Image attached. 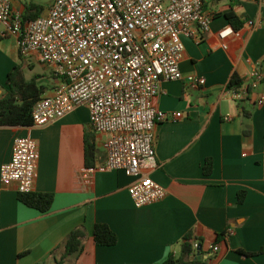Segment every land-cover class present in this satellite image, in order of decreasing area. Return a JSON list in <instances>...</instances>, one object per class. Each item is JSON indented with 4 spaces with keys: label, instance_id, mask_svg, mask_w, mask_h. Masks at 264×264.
<instances>
[{
    "label": "crops",
    "instance_id": "1",
    "mask_svg": "<svg viewBox=\"0 0 264 264\" xmlns=\"http://www.w3.org/2000/svg\"><path fill=\"white\" fill-rule=\"evenodd\" d=\"M51 2L44 7L11 0V7L24 16L30 5L28 16L38 8L42 15ZM205 10L211 20L201 40L181 37L182 78L161 81L153 98L166 114L181 113L155 126L158 166L149 176L165 189L160 200L136 207L127 191L132 177L102 168L104 136L93 131L84 106L42 126L0 125V167L11 157L15 136L33 138L38 145L33 192L53 197L42 212L18 199L14 183L0 182V264H56L77 227L85 231L82 249L64 256L62 264H166L187 233L203 250L204 262L198 264H264V101L256 104L264 79L249 99L236 102L227 94L232 75L242 81L256 64L264 72V0H208ZM230 11L236 29L225 17ZM227 26L238 34L222 40L218 32ZM33 62L43 69L34 75L48 86L41 97L51 95L61 81L52 66L34 53L21 56L16 37L0 35V94L12 67L20 66L24 76ZM190 76L205 82L190 86ZM86 140L94 145L88 161ZM206 159L212 162L208 174ZM96 223L115 233V244L94 242Z\"/></svg>",
    "mask_w": 264,
    "mask_h": 264
},
{
    "label": "built area",
    "instance_id": "2",
    "mask_svg": "<svg viewBox=\"0 0 264 264\" xmlns=\"http://www.w3.org/2000/svg\"><path fill=\"white\" fill-rule=\"evenodd\" d=\"M207 1L52 0L46 13L25 19L12 10L11 0H0V35L15 36L21 56L36 54L61 79L51 95L35 103L32 125L42 126L86 107L93 131L104 136L102 168L132 177L127 191L136 207L165 194L149 176L158 166L155 126L181 113L166 114L153 98L161 81L182 78L181 37L199 42L209 30ZM230 34L238 33L230 26L218 32L222 40ZM263 79L256 64L239 85L227 88V94L236 102L249 99ZM204 82L200 76L188 78L190 86ZM263 101L264 95H259L256 104ZM37 161V142L15 136L11 157L0 167L1 184L14 183L18 193L33 191ZM192 248L196 254L200 243L193 241ZM217 249V244L210 246L211 252Z\"/></svg>",
    "mask_w": 264,
    "mask_h": 264
},
{
    "label": "trees",
    "instance_id": "3",
    "mask_svg": "<svg viewBox=\"0 0 264 264\" xmlns=\"http://www.w3.org/2000/svg\"><path fill=\"white\" fill-rule=\"evenodd\" d=\"M29 8L30 5H27L26 14L23 16L25 19L39 16L41 8H38V13L33 16H28V12L30 11ZM225 17L233 24L235 29L238 27V25L234 24L236 17L232 11L227 12ZM240 83L241 79L237 75H232L227 83V88L237 86ZM5 84L7 87L0 94V125H32L31 111L48 86L39 83L38 76L36 75L26 79L22 74L20 66L12 67L7 74ZM85 154L87 161L94 155V145L88 140L85 142ZM87 165L90 164L87 163ZM211 169V159H206L203 172L208 174L211 172ZM52 198V194L47 192L31 191L27 193H18V199L22 203L42 212L50 208ZM84 237L85 231L82 227L73 229L64 240V253L63 256L56 260V264H62L64 256L79 252L82 249ZM93 240L98 245H113L117 238L115 233L105 223H96L93 228ZM192 242L193 241L190 240V234L187 233L181 242L178 255L176 257L174 255H169L165 263L198 264L204 262V260L201 259L203 253L201 245L197 256L193 253ZM190 256H192L191 259L189 258Z\"/></svg>",
    "mask_w": 264,
    "mask_h": 264
},
{
    "label": "rangeland",
    "instance_id": "4",
    "mask_svg": "<svg viewBox=\"0 0 264 264\" xmlns=\"http://www.w3.org/2000/svg\"><path fill=\"white\" fill-rule=\"evenodd\" d=\"M32 1H34L35 3L41 4L44 7L50 2V0H32ZM42 71H43L42 66L38 62H33L32 68H28L27 66H25L23 69L25 78H30L35 73L42 72Z\"/></svg>",
    "mask_w": 264,
    "mask_h": 264
},
{
    "label": "water",
    "instance_id": "5",
    "mask_svg": "<svg viewBox=\"0 0 264 264\" xmlns=\"http://www.w3.org/2000/svg\"><path fill=\"white\" fill-rule=\"evenodd\" d=\"M198 251H199V249H198ZM196 255L198 256V252L196 253Z\"/></svg>",
    "mask_w": 264,
    "mask_h": 264
}]
</instances>
